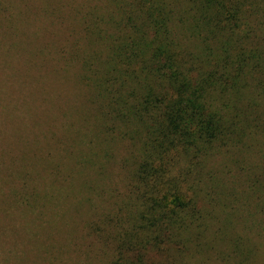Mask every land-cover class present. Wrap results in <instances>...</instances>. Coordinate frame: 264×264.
<instances>
[{"label": "rangeland", "instance_id": "obj_1", "mask_svg": "<svg viewBox=\"0 0 264 264\" xmlns=\"http://www.w3.org/2000/svg\"><path fill=\"white\" fill-rule=\"evenodd\" d=\"M102 2L0 0V264L114 259L139 143L81 79L82 17ZM253 92L260 127L226 135L196 166L206 227L151 251L154 264H264V101Z\"/></svg>", "mask_w": 264, "mask_h": 264}, {"label": "trees", "instance_id": "obj_2", "mask_svg": "<svg viewBox=\"0 0 264 264\" xmlns=\"http://www.w3.org/2000/svg\"><path fill=\"white\" fill-rule=\"evenodd\" d=\"M86 9L81 79L139 143L133 209L113 233L111 264H154L151 251L206 227L199 159L226 135L252 134L250 122L260 127L247 91L264 101L262 36L251 23L264 18V0H103Z\"/></svg>", "mask_w": 264, "mask_h": 264}]
</instances>
